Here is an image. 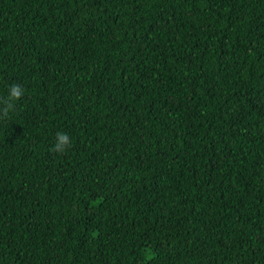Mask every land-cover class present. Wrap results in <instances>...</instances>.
Wrapping results in <instances>:
<instances>
[{"label": "trees", "instance_id": "trees-1", "mask_svg": "<svg viewBox=\"0 0 264 264\" xmlns=\"http://www.w3.org/2000/svg\"><path fill=\"white\" fill-rule=\"evenodd\" d=\"M13 82L0 264H264V0H0Z\"/></svg>", "mask_w": 264, "mask_h": 264}, {"label": "clouds", "instance_id": "clouds-1", "mask_svg": "<svg viewBox=\"0 0 264 264\" xmlns=\"http://www.w3.org/2000/svg\"><path fill=\"white\" fill-rule=\"evenodd\" d=\"M25 94V88L22 84L11 83L7 86L6 95L0 96V120L9 118L10 113L16 110V104ZM72 146L71 137L66 132H57L52 150L57 153H64Z\"/></svg>", "mask_w": 264, "mask_h": 264}]
</instances>
